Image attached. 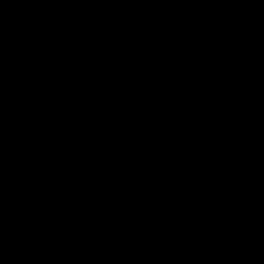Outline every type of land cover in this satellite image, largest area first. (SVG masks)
Masks as SVG:
<instances>
[{
    "label": "water",
    "instance_id": "obj_1",
    "mask_svg": "<svg viewBox=\"0 0 264 264\" xmlns=\"http://www.w3.org/2000/svg\"><path fill=\"white\" fill-rule=\"evenodd\" d=\"M0 264H264V0H0Z\"/></svg>",
    "mask_w": 264,
    "mask_h": 264
}]
</instances>
